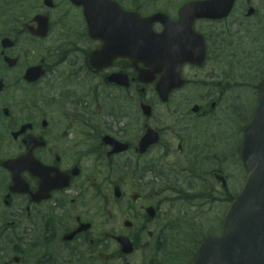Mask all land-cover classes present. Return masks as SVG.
I'll use <instances>...</instances> for the list:
<instances>
[{
    "label": "flooded vegetation",
    "instance_id": "1",
    "mask_svg": "<svg viewBox=\"0 0 264 264\" xmlns=\"http://www.w3.org/2000/svg\"><path fill=\"white\" fill-rule=\"evenodd\" d=\"M115 1L143 17L165 11L178 21L192 0ZM93 4L0 0V264H144L142 235L159 233L163 207L179 188L206 200L229 196L214 187L208 197L207 173L237 164L224 150L237 131L222 140L215 118L238 94V35L224 34L220 22L195 21L205 64L187 66L184 89L162 104L159 77L143 75L139 59L95 66L102 43L83 16ZM253 8L245 20L255 25L262 12ZM146 130L156 143L138 153ZM117 144L127 150L113 152Z\"/></svg>",
    "mask_w": 264,
    "mask_h": 264
},
{
    "label": "water",
    "instance_id": "2",
    "mask_svg": "<svg viewBox=\"0 0 264 264\" xmlns=\"http://www.w3.org/2000/svg\"><path fill=\"white\" fill-rule=\"evenodd\" d=\"M92 1L95 3L94 9L107 10L108 18L136 16L133 13L121 14L113 2L110 8L100 4L111 2ZM234 1L205 0L189 3L180 10V20L175 24L162 14L148 18L138 16L139 32L129 25L128 31L121 29V33L127 35L129 43L135 42L133 35H137L139 49L145 47L146 43L159 45L160 50H163L160 55L149 56L144 60L152 61L156 58L164 64H177L178 70L179 64L190 61L191 57L186 54L171 55L170 52L176 51L183 43L192 46L194 41L199 39L192 30V21L195 18H224L229 14ZM91 18L97 16L91 15ZM131 21L124 22V26L129 22L131 24ZM98 23L101 22L96 21L94 24L97 26ZM154 23H160L163 27L159 35L152 32ZM112 24L115 28L123 26L121 22ZM100 26L105 30L106 21ZM132 27L134 29H131ZM95 38L102 40V33L96 32ZM171 49L173 50L170 51ZM240 155L246 172L243 187L223 217L220 235L217 238L205 239L200 244L193 264H264V82L259 87L258 102L252 120L244 129Z\"/></svg>",
    "mask_w": 264,
    "mask_h": 264
},
{
    "label": "trees",
    "instance_id": "3",
    "mask_svg": "<svg viewBox=\"0 0 264 264\" xmlns=\"http://www.w3.org/2000/svg\"><path fill=\"white\" fill-rule=\"evenodd\" d=\"M238 115H241V112H238ZM185 220V218H183ZM200 220L199 224L197 225L198 227H193L191 225H188L194 232L193 233H180L177 235V240L175 241V244L177 245L176 250L180 252V255L182 254L183 256H185V259H188L186 264H190L193 253L198 245V243L206 238V237H210V236H215L217 235L218 231H210L213 230L212 228V223L215 221L216 222V218L212 216V218H206L205 215L203 214H199V218ZM198 220V221H199ZM172 226V225H171ZM169 226V227H171ZM214 228H216L214 226ZM214 232V233H213ZM169 235H173V234H169ZM159 242L161 243V251L164 253L163 255H166V260H167V264H172V262L177 261V259H179V256L167 252V249L169 248L168 244L170 243V239L168 235H165L161 238H159ZM188 246V248H187ZM173 256V257H172ZM170 262V263H169Z\"/></svg>",
    "mask_w": 264,
    "mask_h": 264
},
{
    "label": "rangeland",
    "instance_id": "4",
    "mask_svg": "<svg viewBox=\"0 0 264 264\" xmlns=\"http://www.w3.org/2000/svg\"><path fill=\"white\" fill-rule=\"evenodd\" d=\"M245 0H238V6L239 7L237 9V11H239L240 7L244 4H242ZM250 2L252 3H257L258 0H249ZM261 3H262V6H264V0H259ZM237 15H235L234 17H236ZM188 95H193V94H190V91L187 92ZM245 93H240L238 94L239 96H243ZM249 96L248 95H245V99H247ZM244 99V100H245ZM177 103V102H175ZM223 110V108H222ZM224 113L221 112L219 109H218V118H219V121L223 123V125L220 127V129H218V133L219 131H221L222 134H226L228 135V133H230L229 131H231L232 129H228V121L225 119V116H222ZM247 116L246 112L245 114H242L241 117L239 118V120H242L243 118H245ZM238 149V141H237V135H233L230 142L227 140L225 141V144H224V150L226 153H230V154H233L237 151ZM223 155L225 156V154L223 153ZM220 157V156H219ZM215 160V159H214ZM230 163L232 164V160H230ZM240 167V166H239ZM238 165H234V166H230L229 164H226V167H225V174L229 177V190L233 192V189H237L238 186H239V180L236 181V179H233L231 178L232 175L234 176H237V177H241V174H238L239 171H238ZM236 181V182H235ZM140 191L144 192V189L141 188ZM171 195V194H170ZM176 196H178V194H176ZM179 198L182 197V195L180 194V196H178ZM185 210L186 209H182V212L185 213ZM220 210H221V207L219 209L217 208H213L211 206H208V208L205 210V213L207 214V218H212V216L214 217L215 215H218L220 213ZM164 215L165 217L163 218V221L166 222L167 221H170L171 223L174 221L173 219V213H171L168 209V206H164ZM214 226H216V222L214 221L212 223V228L211 229H215ZM213 230H210V231H213Z\"/></svg>",
    "mask_w": 264,
    "mask_h": 264
}]
</instances>
